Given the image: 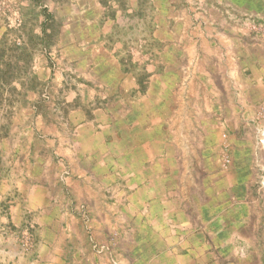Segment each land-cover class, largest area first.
I'll list each match as a JSON object with an SVG mask.
<instances>
[{"label":"crops","instance_id":"0c3cea01","mask_svg":"<svg viewBox=\"0 0 264 264\" xmlns=\"http://www.w3.org/2000/svg\"><path fill=\"white\" fill-rule=\"evenodd\" d=\"M13 2L54 94L0 138V264H264V0Z\"/></svg>","mask_w":264,"mask_h":264},{"label":"rangeland","instance_id":"374dc122","mask_svg":"<svg viewBox=\"0 0 264 264\" xmlns=\"http://www.w3.org/2000/svg\"><path fill=\"white\" fill-rule=\"evenodd\" d=\"M2 2V13L4 14L1 17V24L5 27L8 36L0 42V138L13 135V140L17 141L20 138L19 133L24 122L25 110L34 108L37 112L46 111L48 113L46 118L51 119L49 102H42L43 97L33 98L32 93L39 92L47 96L50 93L52 96L54 88L45 89V84L39 80L41 75L39 69L32 66L41 56L39 49L44 44V41H39L38 37L29 33L30 31L32 33L33 29L38 26V20L35 18L36 11L26 12V24L20 26L16 17L11 14L15 10L13 0H2ZM61 23L65 25V18L62 21L53 18L48 21V26L58 27L62 25ZM14 34L25 35L28 39L27 48L10 38V35ZM52 44L53 37L51 36L46 39V46ZM31 118L30 116L27 120L30 121ZM2 157L6 156H0ZM0 171L6 172V169H2L1 162Z\"/></svg>","mask_w":264,"mask_h":264},{"label":"built area","instance_id":"2783aa9c","mask_svg":"<svg viewBox=\"0 0 264 264\" xmlns=\"http://www.w3.org/2000/svg\"><path fill=\"white\" fill-rule=\"evenodd\" d=\"M258 116L264 121V100L259 108ZM98 250L101 251V248H99ZM112 264H121V263L117 261H112Z\"/></svg>","mask_w":264,"mask_h":264}]
</instances>
